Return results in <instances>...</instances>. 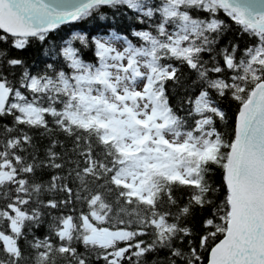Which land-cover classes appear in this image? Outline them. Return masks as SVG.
I'll return each mask as SVG.
<instances>
[{
	"label": "snow or ice",
	"instance_id": "6c2138e0",
	"mask_svg": "<svg viewBox=\"0 0 264 264\" xmlns=\"http://www.w3.org/2000/svg\"><path fill=\"white\" fill-rule=\"evenodd\" d=\"M0 264H264V0H0Z\"/></svg>",
	"mask_w": 264,
	"mask_h": 264
}]
</instances>
